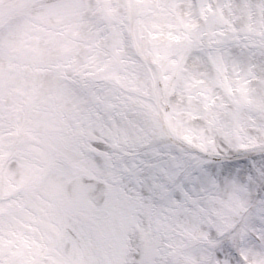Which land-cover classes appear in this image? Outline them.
<instances>
[{
    "label": "snow or ice",
    "instance_id": "1",
    "mask_svg": "<svg viewBox=\"0 0 264 264\" xmlns=\"http://www.w3.org/2000/svg\"><path fill=\"white\" fill-rule=\"evenodd\" d=\"M0 264H264V0H0Z\"/></svg>",
    "mask_w": 264,
    "mask_h": 264
}]
</instances>
